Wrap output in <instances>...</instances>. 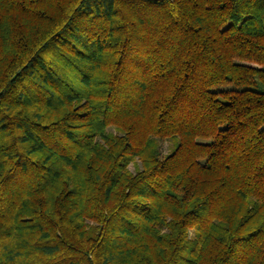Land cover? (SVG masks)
<instances>
[{
	"label": "trees",
	"instance_id": "trees-1",
	"mask_svg": "<svg viewBox=\"0 0 264 264\" xmlns=\"http://www.w3.org/2000/svg\"><path fill=\"white\" fill-rule=\"evenodd\" d=\"M0 264H264V0H0Z\"/></svg>",
	"mask_w": 264,
	"mask_h": 264
},
{
	"label": "rangeland",
	"instance_id": "rangeland-1",
	"mask_svg": "<svg viewBox=\"0 0 264 264\" xmlns=\"http://www.w3.org/2000/svg\"><path fill=\"white\" fill-rule=\"evenodd\" d=\"M161 148H162V153L166 154V153H168L171 150L172 144H171L170 141H163L161 143ZM130 170L133 171V166L132 165L130 166Z\"/></svg>",
	"mask_w": 264,
	"mask_h": 264
}]
</instances>
